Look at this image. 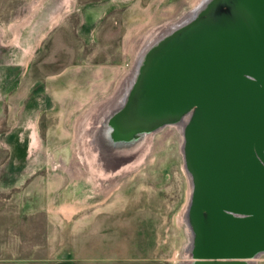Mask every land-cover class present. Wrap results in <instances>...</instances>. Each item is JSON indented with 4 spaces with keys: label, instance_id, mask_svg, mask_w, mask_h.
<instances>
[{
    "label": "water",
    "instance_id": "1",
    "mask_svg": "<svg viewBox=\"0 0 264 264\" xmlns=\"http://www.w3.org/2000/svg\"><path fill=\"white\" fill-rule=\"evenodd\" d=\"M112 90L80 122L101 177L181 136L184 241L173 264H258L264 255V0H194L150 25Z\"/></svg>",
    "mask_w": 264,
    "mask_h": 264
},
{
    "label": "rangeland",
    "instance_id": "2",
    "mask_svg": "<svg viewBox=\"0 0 264 264\" xmlns=\"http://www.w3.org/2000/svg\"><path fill=\"white\" fill-rule=\"evenodd\" d=\"M36 1L0 0V165L5 191L52 183V218L38 228L47 233L49 224L58 246L66 226L73 258L41 264H171L183 240L176 215L187 190L174 144L159 148L143 171L118 187L95 190L83 201L68 189L69 173L49 162L82 159L80 122L131 63L133 39L194 0H41L39 7ZM32 10L23 32L36 29L35 37L28 49L14 46L12 25ZM23 170L34 173L23 180ZM43 234L30 233L27 245L43 246L23 247L21 254L58 258L61 245L46 247Z\"/></svg>",
    "mask_w": 264,
    "mask_h": 264
},
{
    "label": "crops",
    "instance_id": "3",
    "mask_svg": "<svg viewBox=\"0 0 264 264\" xmlns=\"http://www.w3.org/2000/svg\"><path fill=\"white\" fill-rule=\"evenodd\" d=\"M2 165H0V179L2 180L0 183V217L6 216L7 219L4 223H1L2 221L0 222V264H41L40 261L49 262L56 260L64 262L71 260L73 256L69 255V251L67 250L69 236L66 226H64V229L61 230L58 235L57 239L60 241L59 245L55 246V243L57 242L55 239L57 236L52 234L51 226L48 224L52 218L51 181L47 183L33 181L32 183H29V185L20 188L18 192H8L5 191L6 187L4 183L7 172ZM8 167L10 168V166ZM18 167L21 168L24 167V165H17V168ZM31 173L34 172L28 173L23 170L22 172H18V177H21L24 180L25 178H28ZM38 174L41 176L42 173L40 172ZM46 174L47 173L43 172L44 176ZM7 186L11 187L12 185L10 186L9 184ZM46 221L48 222V227L46 228L47 233L43 231V228H38V224L43 226L42 223L44 224ZM21 226L26 227L20 228ZM38 231L44 233L41 239H43V237L45 238L44 241L46 247L52 249V247L59 248L61 245L60 249L63 250H59L60 255L58 258L56 255L50 257L45 256V260L40 258V260L37 261V259L30 256L29 253H25L24 255L21 254V249L23 247L26 248L30 246L29 248H33L34 250L37 247L43 246L42 244H37L36 242V244L32 242L29 245L26 243V241L31 239L29 234ZM21 233L24 234L22 235Z\"/></svg>",
    "mask_w": 264,
    "mask_h": 264
},
{
    "label": "bare ground",
    "instance_id": "4",
    "mask_svg": "<svg viewBox=\"0 0 264 264\" xmlns=\"http://www.w3.org/2000/svg\"><path fill=\"white\" fill-rule=\"evenodd\" d=\"M43 1H45V0H43ZM67 1L68 0H60L59 4H62V3L64 4V2H67ZM41 3H42L41 0L36 1V5L38 7L41 5ZM47 12H48V9H47L46 13ZM32 13H33V10L26 15L28 19H30ZM46 13H45V15H46ZM47 16H45V18H47ZM147 28L145 27L143 30H141V32L138 33L136 35V37L133 39V41H132L133 43L131 44V47H130V52L132 55H133V53H135V51H136L135 49L137 48V44L140 42L139 39L144 35L145 31H147L146 30ZM23 31L24 30L22 29L21 33L23 34V40H24L23 45L26 46L25 49H28L29 43L31 41V36L35 37L36 29H33L32 31H29L26 33ZM25 53H27V52H25ZM180 140H181V136H180L179 131L171 125L166 126L162 130L157 132V134L154 137L153 144H152L151 148L149 149V152H147L145 159H143V161L141 163H138L137 165H135L133 167L123 169L119 172L113 173V174L106 176V177H101V176L93 173L91 170H89L86 167L85 164H83L82 160L79 159V157H73V159L65 160V161L59 160L57 163H53V161H50L49 163L51 164L52 167L59 166L63 171H67L69 173L71 180L69 181V184H68L69 188L68 189H70V191L73 190L72 195L74 197L76 196V192H79L78 193L79 196L77 199H80L83 201L86 197L83 195H88L95 190L102 191L103 189H105L103 191L106 192V191L110 190V188L112 189V188L118 187L122 183V181L130 178L132 175H136V174L140 173L141 171H143L146 164H148L149 162H151L154 159V157L156 155L155 153L157 150H159V148L168 146L169 144L170 145L174 144V152L176 153L177 157L181 159V154H180V150H179ZM176 220H177V223L180 225L179 230L182 233L183 227L181 224L182 222L179 219V213H177V215H176ZM183 235H184V233H182V238H183V240L181 241L182 243L184 241ZM182 243L179 245V248L176 250V252H175L176 257L174 258V260L171 264L175 263L176 261H178L181 258V252L180 251L182 248ZM262 261H264V255H262L258 259V264L261 263Z\"/></svg>",
    "mask_w": 264,
    "mask_h": 264
},
{
    "label": "flooded vegetation",
    "instance_id": "5",
    "mask_svg": "<svg viewBox=\"0 0 264 264\" xmlns=\"http://www.w3.org/2000/svg\"><path fill=\"white\" fill-rule=\"evenodd\" d=\"M36 5V2L34 3ZM30 12V11H29ZM29 21V19L26 17H24L21 22H16L14 25H12V32H13V35H12V39L13 40V45L17 47H19V45L24 44V40H23V34L21 33L22 32V29H24L23 27L26 25V23ZM21 24V25H20ZM22 34V35H21ZM21 36H22V39H21ZM20 41V42H19ZM19 42V43H18ZM22 63V62H20Z\"/></svg>",
    "mask_w": 264,
    "mask_h": 264
}]
</instances>
